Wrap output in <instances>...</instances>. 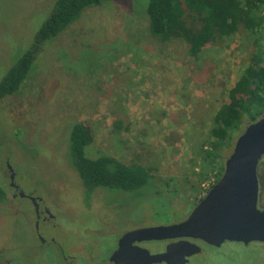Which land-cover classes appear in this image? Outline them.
Wrapping results in <instances>:
<instances>
[{
	"label": "rangeland",
	"instance_id": "rangeland-1",
	"mask_svg": "<svg viewBox=\"0 0 264 264\" xmlns=\"http://www.w3.org/2000/svg\"><path fill=\"white\" fill-rule=\"evenodd\" d=\"M54 2L0 0V80L32 45ZM147 2L111 0L86 8L43 43L29 76L0 99V186L6 191L0 249L14 264H50L46 252L47 260L36 259L42 250L35 249L39 242L29 222L37 202L50 208L58 222L52 232L62 242L82 239L102 254L125 230L184 219L216 181L238 136L254 116H264V108L252 105L253 116L243 114L213 151L218 156L208 155L214 115L256 43L264 48V29L241 25L193 56L183 39L161 41L151 34ZM72 121L90 128L89 154L148 166L150 183L131 191L98 187L87 202L69 163ZM258 174L263 181L264 158ZM14 185L22 195L13 196ZM143 247L155 251L163 243L152 239ZM207 251L197 264L264 263V246L256 244L225 243Z\"/></svg>",
	"mask_w": 264,
	"mask_h": 264
},
{
	"label": "trees",
	"instance_id": "trees-1",
	"mask_svg": "<svg viewBox=\"0 0 264 264\" xmlns=\"http://www.w3.org/2000/svg\"><path fill=\"white\" fill-rule=\"evenodd\" d=\"M106 1L111 0H55L32 45L13 60L0 80V99L19 89L31 73L45 41L67 29L86 8ZM146 13L152 35L161 41L183 39L193 56H198L207 42L218 36L232 35L241 25L250 29L262 26L264 29V0H148ZM252 105L259 106V111L264 108V48L260 43H256L248 65L229 89L228 100L214 115L210 130L214 139L208 155L218 156L213 151L220 141L227 140L237 129L245 112L252 115ZM256 119L254 116L253 120ZM70 126L69 163L82 180L87 202L98 187L131 191L149 182L150 167L139 163L126 164L111 155L89 154L87 146L93 135L88 125L72 121ZM224 168L223 163L216 181ZM5 195V189L0 186V198Z\"/></svg>",
	"mask_w": 264,
	"mask_h": 264
},
{
	"label": "water",
	"instance_id": "water-1",
	"mask_svg": "<svg viewBox=\"0 0 264 264\" xmlns=\"http://www.w3.org/2000/svg\"><path fill=\"white\" fill-rule=\"evenodd\" d=\"M263 158L264 116L248 124L238 136L221 177L187 217L171 224L128 230L120 238L115 253L126 250L132 240L193 237L216 245L226 239L245 242L264 240V208L258 205V165ZM185 245L191 244L180 240L169 244L165 253L155 254L145 247H133L150 258V264L164 260L171 264V259L179 253L177 258H182V264H185L189 252L184 251L190 250ZM191 247L199 248L197 245Z\"/></svg>",
	"mask_w": 264,
	"mask_h": 264
},
{
	"label": "flooded vegetation",
	"instance_id": "flooded-vegetation-1",
	"mask_svg": "<svg viewBox=\"0 0 264 264\" xmlns=\"http://www.w3.org/2000/svg\"><path fill=\"white\" fill-rule=\"evenodd\" d=\"M261 162V161H260ZM259 162V164H260ZM259 166V165H258ZM259 180V197H258V205L260 208H264V179L262 181V177L258 174ZM13 191V196L17 193L23 194L21 187L15 186ZM207 193V192H206ZM24 195H26L24 193ZM199 202V201H198ZM197 202V203H198ZM261 202V203H260ZM36 209V217L33 224H30L31 229L33 231V236L37 238L39 242V246H36L35 249L42 250L41 253L36 255L42 259L47 258L50 264H54V258L59 264H150V258H147L142 251L139 249L134 248V245H138L143 247V244L150 241V240H132L130 241L129 245L127 246L126 250L122 251L120 254H116L115 250L118 247L119 240L123 236L125 230L119 234V237L115 240L114 244L112 245L111 249L106 251L105 253L98 252L97 244L86 242L82 239L78 241H73L69 243L62 242L57 235L52 232L51 226L54 228L58 226V222H53L52 213L50 208L47 206L41 207L40 202H37L35 205ZM53 222V223H52ZM45 230L47 232H45ZM163 243L162 248H156L155 251L149 249L152 254L155 253H165L167 247L171 243L178 242L180 240H187L191 245L187 246L190 250L184 251L185 253L188 251L189 254L186 256L185 264H197L199 262V258L204 257L207 254V249H215L217 247H221L225 243H231L233 246H240V247H249L250 245H258L259 247L264 246V240H250L248 242L242 240H229L226 239L221 242L219 245L212 244L207 242L202 238H193V237H180V238H166L161 239ZM197 245L199 248H192L191 246ZM33 246V245H32ZM31 248V247H30ZM45 249V250H44ZM39 251L35 250L34 252ZM43 252L48 253L47 255H42ZM6 253L4 249H0V264H14V261L6 257ZM54 256V258H53ZM144 256V257H143ZM180 256V253L178 254ZM178 256L171 259V264H182L184 261L182 258H177ZM80 258H84L83 260ZM137 259V260H134ZM129 261V262H128ZM152 264H167L164 261L161 262H153ZM264 264V263H261Z\"/></svg>",
	"mask_w": 264,
	"mask_h": 264
},
{
	"label": "built area",
	"instance_id": "built-area-1",
	"mask_svg": "<svg viewBox=\"0 0 264 264\" xmlns=\"http://www.w3.org/2000/svg\"><path fill=\"white\" fill-rule=\"evenodd\" d=\"M215 182H216V181H214L210 186H212ZM210 186H209V188H210ZM209 188H208V190H209ZM208 190H207V191H208Z\"/></svg>",
	"mask_w": 264,
	"mask_h": 264
}]
</instances>
